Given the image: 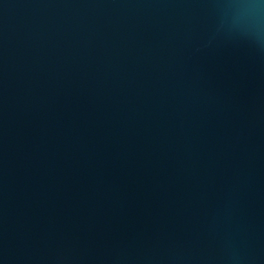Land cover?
Instances as JSON below:
<instances>
[{"label": "water", "instance_id": "water-1", "mask_svg": "<svg viewBox=\"0 0 264 264\" xmlns=\"http://www.w3.org/2000/svg\"><path fill=\"white\" fill-rule=\"evenodd\" d=\"M0 264H264V4L0 0Z\"/></svg>", "mask_w": 264, "mask_h": 264}, {"label": "clouds", "instance_id": "clouds-1", "mask_svg": "<svg viewBox=\"0 0 264 264\" xmlns=\"http://www.w3.org/2000/svg\"><path fill=\"white\" fill-rule=\"evenodd\" d=\"M261 4H264V0H260ZM257 15L259 16V12L257 13Z\"/></svg>", "mask_w": 264, "mask_h": 264}]
</instances>
